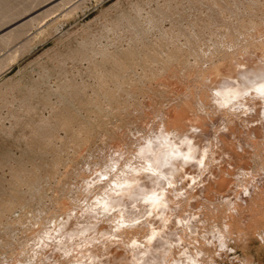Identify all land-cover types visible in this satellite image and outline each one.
<instances>
[{
    "label": "bare ground",
    "instance_id": "obj_1",
    "mask_svg": "<svg viewBox=\"0 0 264 264\" xmlns=\"http://www.w3.org/2000/svg\"><path fill=\"white\" fill-rule=\"evenodd\" d=\"M252 1L253 2H249L248 4L243 6H241V4L239 5L238 3L236 4L237 1H234L235 2L234 3L231 2V0H219V1L214 0L213 4L210 3V0L188 1L189 2L188 7L190 6V4L196 5L198 3H203V4L210 3L212 5L213 10H211L209 15H206V18L208 19H206L207 20L206 22L204 21L205 24L204 27L206 26L209 29V27L214 26L215 28H217L219 27L220 21H222L223 24H221L220 25L221 27L218 28L220 31L213 30L208 33L211 36L209 38H212V40L213 39L214 40L213 41L210 40V42L208 43L209 41L208 38L207 46H205V48L203 47V45H205L204 44L205 40L203 42H200V40L202 39L201 38L202 36H199L200 32H196L194 28H193L194 31H191L189 29L190 31L186 32V34L189 33L186 36L188 38L185 37L186 38L185 40L188 43V48L185 50V52H183L184 51L183 50L182 53H181V47L183 46L184 41L180 47V44L178 43H181L179 41L181 40V38H179V36L183 37L185 33L182 32L183 33L182 34L176 32L177 34H174L176 38H174L173 34L170 33L172 35L171 40L169 38L170 36L167 37V39L169 38V41H171L172 43L173 48L171 52H169L168 54L166 53L167 55H165L163 58L161 57L162 59L160 58L162 62L161 64L152 65L154 62H158L157 58H159L158 56L160 55V52L157 51V53H154L157 55L156 56L154 55L155 57L152 56V58H154L153 60H151L153 62L151 64L152 67L149 64L150 67L147 66L149 67L148 69L144 68L145 69L144 78L146 82L155 83L152 89L153 90L154 88L157 89L155 90L157 97L159 98L162 97L163 100L166 99L167 101L170 100V102L172 101L171 102L172 104L168 107H164L162 110L157 109L159 111L158 113L160 114V117L157 121L154 120V118H151L150 116L149 117L151 118V121L147 120L146 117H148L147 115L149 114H146L145 115L146 117L141 119L142 120L141 124L143 125L146 124L143 123L145 121V120L143 121V119H146L148 121L147 125L142 126V128L144 127L143 130L147 128L148 129L147 132H143L145 135H143L142 138H140L141 132L139 133V131H137L138 136H140L138 139H141L140 142H138L140 143L139 145H136L137 142L135 144L132 138L134 137L136 140L135 136L137 135V132L134 130V133H132V135L135 134V136L131 135L132 137L130 138H132V141L134 143L130 140L132 142V143L130 142V144H135L138 147L137 154L140 159V162H138L139 164H137V161L139 160H137L136 163H133L135 160H133V162H130L132 158H130L129 160L127 159L128 161L126 164V158L131 156L130 153H126V155L129 154V156L127 155L128 157L124 159L125 160L124 163L126 164L127 167L125 166L126 168L124 169L121 168L122 170L119 175H118L119 173L118 171L117 176H114L111 170V174L114 176L112 177V179H110L111 175L109 176L110 178L107 177V175H109L108 172L110 169L119 166L117 156L116 158L112 159V162L110 163L108 162L109 164L107 163V161L105 162L104 160L101 162L106 164L105 168L109 169L108 171H106L107 169L102 170L100 169L101 166L99 167V165H96V167H98L99 170L97 175H95L94 180L89 179L88 176L89 172H87V176H88L87 178L82 176L83 173L80 174L83 177L81 178L79 176L81 178V183L79 182V177H77L78 183L81 184L82 186H80L81 190L79 189L80 190L79 192L81 193L77 195L71 193L72 194L71 199L75 201L73 205L82 202V200L84 199V194L85 196L87 195L88 197L91 196V200L93 204L91 206L92 209L89 208V210L91 209L90 211L91 213H85V215H79L80 217L84 218V220H80V218L77 215L74 216L73 214L75 210L74 208H78V204L77 206L74 205L76 207L73 208L71 206L72 203L69 206V203L66 201L71 202L72 200L70 201L69 198H66L68 194L66 197L65 195L60 197V195H62L63 193L60 194V191L58 190L59 198H57L56 196L57 199L55 200L61 201L58 203V210L60 211L58 213L54 212L55 216L53 217L52 215V218H50L51 216L48 215L49 213L52 212L46 213L49 216L47 218L46 215V218L47 220L48 219L50 220L49 223L51 224L50 230L46 231L47 233H45V235H43L42 237H39L40 230L42 229L44 230L45 226L44 223H38V226L40 227L39 224H41V226L43 225V228L38 229L39 227L37 226L38 228L36 229V231L39 232V234L37 233V236L39 235L38 236L39 238L37 239L36 238L37 236L35 235L36 231L34 230L35 232H30L28 227V231L31 234V237L33 233L36 239L32 237L33 239L31 240L33 242L29 239V241L31 242L29 243L32 244L30 245L31 247L29 245H26V247L28 246L31 250V251H27L29 253L28 256L26 255L27 258L25 259L22 258V260H16L14 264H39V263L40 264H218L216 258L220 257L221 259H224V257H226L225 249L227 248V246L230 245V244L228 245V241L230 237L234 236L235 240L238 241V243L240 242V244H243V246H245L244 244H246L247 241H250L248 235L249 233L252 234L253 228L257 226L259 223L264 225V221L263 220L261 221V219H264V15L261 17L257 14L259 16L258 18L257 17L252 18L249 17L250 15L248 16L246 14V13L253 14L252 12L255 13L256 11H258L259 13V10L261 14L262 12L264 13V0H252ZM197 6H200V4H198ZM176 12L177 10L174 9V11L173 10L169 11V13L164 14V12H162L163 15L161 13L160 14L158 13L161 17H158V15L157 17L159 19L162 20L165 19V21H167L166 19L173 20L175 18H179L182 16ZM214 12H216V15L218 14L219 16V17L217 16L218 18H221L220 21L216 20V18L215 19L213 18L215 17L212 16V13ZM231 15L236 16L235 19L237 20H234L236 22H228L229 21L228 18ZM148 16H150V14L147 15V17ZM152 16L153 15H151L150 18ZM155 16L156 14L154 15V17ZM147 17L145 16V18ZM154 17H152V22L150 18H149L150 22L146 20V22H149L148 24L152 25L151 27L156 26L155 24L156 22L159 23V19L157 20V17H155L156 19ZM161 22L162 21H160V23ZM215 24L218 26L216 27ZM189 26L191 27V25ZM221 28L223 31L221 30ZM212 29L214 28L212 27ZM163 32L165 36L166 32L165 31ZM167 34L170 35L168 31ZM155 40L156 39H154V41ZM185 45L186 43L184 44V46ZM258 50H260L261 52L259 51L260 52L259 53ZM242 51H244V53L246 54L243 55ZM151 52L149 54L153 53ZM129 53H131V51ZM129 53L128 55H131ZM149 54H146L145 56L147 55L149 56ZM132 55H134V53ZM115 56L109 57L110 61L119 63L120 65L121 59L118 58V56L116 57ZM131 56L129 57L132 58ZM190 57H192L191 60L189 59ZM150 58H146V59L150 60ZM215 58L218 60L216 61V63L214 62V65H210V64L207 65L209 61L213 64L212 60L213 59L215 60ZM113 62H111V64ZM122 62L123 60L121 61V63ZM109 63L108 65L110 66ZM115 65L116 64H114V66ZM122 65L123 64H121V66ZM116 66L119 67L118 65ZM127 66L130 65L127 64ZM171 66L174 67L176 66V70L174 69L173 71L172 68L170 69ZM104 69L105 71H103V69L101 70L100 72L101 75L103 74V76L106 77L107 75L111 74L107 72L109 70H107L106 68ZM112 69H110V71H112ZM114 69L116 68L114 67ZM169 70L175 72L173 74L177 75L178 79L180 78L179 80L182 81L183 83L182 85L180 84L181 87H179L178 85L179 81L177 83L170 82L171 77L169 76H172L171 75L172 73ZM190 71H192L191 74ZM113 74L114 72L111 75ZM116 75L117 74H115V76ZM120 76L118 75V77ZM143 76L140 77L139 79L143 78ZM165 76L168 77L165 80L164 79L160 80L161 77H165ZM105 77H103V80ZM119 80L120 79H118V81ZM70 81L69 83H67L68 81H66L65 84L63 85L61 84V86L59 87L61 88L65 87L66 89H64V91L65 90L69 91L68 95L70 93L72 95V98L73 96L74 98L76 97L79 98L83 90L82 87L80 89V86L79 87L77 86L78 88L76 87V85L73 86L72 84L74 83L71 81L72 84L69 85L71 90L70 89L68 90L67 88L69 87L67 86L68 84H70ZM141 82L142 84L144 83V81ZM121 83L122 82H120V84ZM142 84L140 82L136 83L135 84L136 89L132 87L134 90L131 89L133 91H131L130 95L131 96L134 95V92L136 93L137 91V87ZM152 84H150V87ZM102 86L104 85L102 84ZM145 86L143 88H145ZM84 87L85 86H83V88ZM149 88L146 87L145 91H147V89ZM108 90H112V89H108ZM167 90H168L167 95L160 96L161 94H166L165 91ZM96 91H98V89H96ZM112 91L106 92L107 93L106 95L105 93H103L110 102H113V100H115L116 97L115 94L116 91L115 92ZM113 94H115V96ZM64 95L68 96L67 94ZM66 96H64L63 100H66L65 99ZM151 96L153 98V95ZM151 96L149 98H151ZM136 98L137 97H135V101ZM96 99H97L96 100L97 104L100 106V103H103V101H101V96H98L97 94ZM67 100L62 101L64 102L61 103V105L63 106L60 105L61 106L60 108L57 106L58 109L54 110L55 114L53 116V121H48V122L43 121L41 122L42 123L41 125L34 127V129L32 128L34 132L32 136V140L37 141L38 144L40 143L39 146H41L43 149L44 148L47 149V146L49 144L50 145L52 144V142L49 143V138L51 139V137L55 135L54 132H56V129H59L62 125L67 126L68 131L71 132L75 130V129L72 130L71 128H70L71 130H69L71 124L74 125L78 123L83 128L80 127L81 130L80 128H78L81 131V133L80 131L77 132H79L80 134H84L83 131H86V127L84 125L85 123L80 121L81 116L77 114L78 112L75 113L77 109L75 110L74 106L71 103L67 102ZM77 100L79 101V99ZM158 100L159 99L155 101ZM135 101L134 103H132L133 106L135 104H139V100L137 101L138 103H136ZM152 101L154 100L152 99ZM80 102H81L80 103L81 105L79 104L80 106L84 108L87 106L88 103L87 101L86 102L80 101ZM125 105L129 107L128 105L131 104H128L127 102V104ZM99 106L98 108H96V110L103 109L102 106H101L102 109L99 108ZM142 106L144 108V104ZM148 106L150 107V104ZM136 110L140 112L138 108ZM142 110L143 109H141V111ZM142 113L143 114H141V116L143 115L142 117H144V111ZM151 116L154 117L153 114ZM129 119L128 121H126V123L129 122ZM132 119L134 118L132 117ZM134 120H136V118ZM137 120H139L138 117ZM130 123H132V121ZM128 126H130V124ZM71 127L74 128L73 126ZM40 130L42 133H39ZM73 134L75 135L76 133ZM71 135L72 134L69 133V137H72ZM74 135L73 137L75 138L77 134L75 136ZM113 135L114 133L111 136ZM109 138L107 140H109ZM80 139L76 138L73 144L76 146L82 144L83 143L82 141H81L82 143L79 142ZM111 139L113 140L114 138H110V140ZM69 140H71V138H69ZM123 141L124 143L127 142L125 140ZM130 144H128L127 142L128 146H130ZM127 145H125V147ZM116 146L114 148H116ZM125 147L121 149L124 150ZM117 148H119V146ZM112 151H114V149ZM134 151L136 152V150ZM54 153H56V151H54ZM99 153L101 154L102 151L100 150ZM108 153H109V149L107 152L106 150L105 152L103 150V154H105L106 157H109ZM78 154H80V152ZM78 154L76 156L75 153V155L72 156L71 161L75 162L78 159L77 157L80 156L82 153L80 155ZM100 154L97 155L100 156ZM135 156L136 155H134V157ZM112 157H109V159ZM100 158L102 157L100 156L99 160H101ZM258 161L261 162V165L258 166L259 168L255 172L253 170V165L254 163L256 164V162L259 164ZM61 162L62 159L59 158L58 156H55L50 161V163L46 162L47 164L44 169L45 171L44 176H41V174L37 175V173H34L35 171L34 172L32 171L33 173H30L31 175L28 176L27 178H21L22 175L19 174L18 176L16 173V175L18 176V178L16 179H18L19 182L21 181V183H23V185L27 187V191L25 190L18 193L19 190L16 189V191L18 192H16L15 194L13 192L6 193L3 192V190H0V219L1 217H3L6 211L12 210L13 207L16 208L15 206L17 204L19 205V203L22 200L27 198V193L33 195L35 194L34 197L31 198L33 199L36 198L39 187L40 186L43 187L44 183L46 185V183L51 181L50 179H52L53 176L55 177L54 173L56 172ZM95 163L98 164V161H95ZM0 164L3 165L2 162ZM75 164H77V162H75ZM125 164H122V166L124 167ZM94 165H92L93 166L92 168H94ZM77 167H79V165H77ZM77 167L75 168L77 169ZM235 169H237V171L239 170L238 173ZM91 170L92 169H90V171ZM65 171H67V169ZM94 171L96 172V170ZM114 171L117 172L115 168ZM95 172H91V173H95ZM69 174H71V172H69ZM69 176L71 177V175ZM68 182L70 183V181ZM76 182L77 181H75L74 183ZM57 185H55L56 188ZM71 188L68 190L72 191ZM65 191L68 192L67 189ZM74 192L77 193V190L74 189ZM42 193L44 192L40 191L39 195ZM53 196H55V194ZM37 197L39 198L40 196ZM89 201L90 200H88V202ZM57 202L58 201L54 203L57 204ZM88 202H86V204L85 203L79 204L82 206V210H83V206L86 205L87 207H89V205H91V203L89 204ZM59 207L61 208L59 209ZM80 208H78V210H81ZM43 209L44 208H42V210ZM42 210H38V211L40 212ZM83 211H81V213ZM76 213L79 212L77 211ZM39 215L38 217L40 218L43 216V215L41 216ZM44 218L43 220H46ZM31 219H33V221H31ZM31 219H29V221L32 224L31 227H33L35 224H37L38 218L33 214L31 216ZM218 220L222 221L221 225L217 223ZM20 221L23 222V220ZM0 222L2 223L1 220ZM47 223L46 225H50ZM5 225L0 226L2 230L5 228ZM260 232L261 233H258V235L260 234L261 240L258 241L264 242V227ZM140 235L141 238L139 237ZM54 236L57 239L56 246L58 244V246L60 245L59 247L53 246L56 240L55 238H53ZM247 236L249 240L245 239L247 238ZM51 237L53 238V241L50 240ZM78 238L80 240H83V242L86 240L87 242L86 241L85 242L87 244L89 243L90 247L86 246L85 248L84 245L87 244L84 243V245H82L83 242H80ZM104 238H105L104 241L105 244H103L104 242L103 243L100 242V244L103 245L99 246L95 244L98 247H94V240L99 241L100 239L103 240ZM48 240L50 241V243ZM51 242L54 243L52 246H51ZM26 243L29 244L28 241ZM51 247H54V249L57 248L56 250L62 248L61 249L62 251L53 250L58 253L57 259H55L57 257V253H55L56 257L54 256V253L52 254L55 257L54 259H50V260L48 259L49 257L47 256L48 253H51L50 251L51 249L48 251L46 249ZM24 249L25 248H23V250ZM59 252H61V255L59 254ZM70 252H71V254L69 255L70 258H68V254ZM229 260H231L233 264H247V263L249 264L251 261L249 257H245L244 259H240V258L238 259L237 257H235ZM2 262L4 263V261ZM8 263L9 262L7 261L6 264Z\"/></svg>",
    "mask_w": 264,
    "mask_h": 264
},
{
    "label": "rangeland",
    "instance_id": "obj_2",
    "mask_svg": "<svg viewBox=\"0 0 264 264\" xmlns=\"http://www.w3.org/2000/svg\"><path fill=\"white\" fill-rule=\"evenodd\" d=\"M165 1H166V3H165ZM186 1H184V0H0V163L1 162L3 163V165L0 164V188H1L0 190H3V192H6V193L7 192L12 193L13 192L15 194H16V192H18V191H16V189L19 190L18 193L25 191V190L27 191V187L25 185H23V183H21V181L19 182V180L16 179V178H18L19 174L22 175L21 178H27L28 176L31 175L30 173H33L35 171L34 173H37V175L41 174V176H44V174H45L44 169H45V166L48 162L50 163V161L55 156H58L59 158L62 159V162L60 163L61 165L59 164V166H58L59 169L57 168L56 172L54 173L55 177L53 176L52 179H50L51 181L52 180L53 181L52 182L50 181L51 183L50 182L46 183V185L44 183L43 184L44 186L42 185L43 187H41V186L39 187V189L37 191L38 193L36 192L37 196H40L41 198L40 197L38 198L36 196V198L33 199L31 197H34L35 194L33 195V194L27 193V198H25L24 200H22L19 203V205L21 204L20 206L17 204L15 206L16 208L13 207L12 210L6 211L3 215V217H1L0 220L2 221V223L0 222V226H3L5 224L6 225L4 228L5 230L4 229L2 230V228L0 227L1 228L0 229V264H6L7 261L9 262L8 264H11V263L14 264V262L16 260H22V258H24V259L27 258L28 254H29L27 251H31V250L28 246L26 247V245H29V246L32 245V244H30L31 242L29 241V239L31 240V239H33L32 237L35 238V235L37 236V233L39 234V232L36 231V229L39 227L38 223H44V226H45V228L43 230L42 229L43 225L41 226V224H39L40 227L38 229H42V230H40V236L39 235L38 236L42 237L43 235H45V233H47L46 231H49L51 228V224L49 223L50 220L49 219L47 220V218L49 216H51L50 218H52V215L54 217L55 216L54 212L58 213L60 211V210H58V203L61 201L55 200V199L59 198V191H60V194L63 193L62 195H60V197L64 196V195L66 197L68 194V196L66 198H69L70 201L72 200L71 199V196H72L71 193H73L74 195L81 193L79 191L81 190L80 186H82V185L78 183L77 177L80 176L81 178H83V177L87 178L89 176V179L94 180L95 175H97L98 170H99V168L96 167V165H99V167L101 166L100 169L106 170L107 169V168H105L106 164L101 163V162L104 160L105 162L107 161V163L108 162L110 163V162H112V159L116 158V156L118 158L119 166L114 167V168H115V170H117V172L114 171V168L110 169V170L109 169L106 170V171L109 170V172H108L109 175H107V177H109L111 175L110 176L111 178L109 177L110 179H112V177H114V176H117L118 171H119V173H118V175H119L121 170L127 167L126 166L127 161L130 158H132L130 160V162H133V160H135L133 163H136V161L139 160V161H137V164H139L138 162H140V159H139V156L137 154V148L138 147L136 145L140 144L138 142H140L141 139H138L140 136H138L137 131H139V133L141 132L140 138H142L143 135H145L143 132H147V129H148V128L144 129L145 130L144 131L143 130L144 127L142 128V126L147 125V122H148L147 120L151 121V118H154V120L157 121L160 117V114L158 113L159 111L157 109L162 110L164 107H168L172 104L171 103L172 101L170 102V100L167 101L166 99H164V100H166V101H164L162 99V97L161 98L157 97V94L155 92V90H157V89H155V88H154V90L152 89V87H154L155 83L154 82H151V83L146 82V80L144 78L145 77V74H144L145 69H148L150 67V65L153 63L151 61L154 59V58H152V56H154V55L156 56L157 54H154V53H157V51L160 52V55L158 53V55H159L158 56L159 58H157L158 62H154L152 65L161 64L162 62H161L160 58L161 57L163 58L165 55H167L169 52H171V50L173 48L171 41H169V38L171 40V37H172L171 34H173V37L176 38V36L174 34L182 33V32L185 33L184 34L185 36L184 35H183V37L179 36V38H181L182 41L179 40L181 43H178L179 41L177 43L180 44V47H181V44H183V41H184V44L186 43L185 46L183 44L184 47L183 46L181 47V53L183 50H184L183 52H185V50L188 48V43L185 39L188 38L186 36H187V34H189V33L186 34V32H188L190 30L191 31L195 30L196 32H200L199 36H202L201 37L202 39L200 40V42H203L205 40V42H204L205 45H203V47L205 48V46H207V41L209 40L208 41V43H209L210 40H212V38H209L211 36L208 33L213 31V30L220 31L218 28H220L221 27L220 25L223 24L222 21H220L221 18H218L219 17L218 14L216 15V12H214V13H212V16H215L213 18L214 19L216 18V20L220 21L219 27H217L218 25H216V24H215V26L217 28H215L214 26L209 27V29L206 26L204 27V25H205L204 21L206 22L207 21L206 19H208V18H206V15H209L211 10H213L212 5L210 3L213 4L214 0H212V1L210 0L209 4L198 3V4H200V6H197L198 4H196V5L193 4L194 6L190 4L189 7H188V5H189L188 1L189 0L187 2ZM217 1H219V0H217ZM234 1H237L236 4L237 3L239 5L241 4V6L246 5L249 2H253L252 0H231V2H234ZM178 4H179L180 8L178 7ZM166 6L167 7L169 6L168 9ZM192 6H193V8H192ZM174 9L177 10L176 13H178L182 16L179 18H175L176 20L175 19H173V20L172 19H166L167 21H165V19L162 20V19L158 18V17H161L159 15L160 13L161 14H162V12H164V14L169 13V11H172V10L174 11ZM166 10H168V11H166ZM252 13L253 14H250V13H246V14L248 16L250 15L249 17H252V18H256V17L258 18L259 16L262 17L264 15L263 12L261 14L260 10H259L260 14L258 13V11H256L255 13L254 12H252ZM149 14H150V16L153 15L152 17H154L155 14H156L155 17H157V15H158L157 20L159 19V23H160V21H162V22L160 24L158 22H156L155 23L156 26H153L154 28L151 27L152 25L148 24L150 22V19L152 22V17L151 18H150V16L147 17V15H149ZM255 15H257V16H255ZM145 16L147 18H145ZM231 16H229L228 22H236V21H234V20H237V19H235L236 16H232V17ZM135 18H136V20H135ZM146 20L149 22H146ZM157 23H158V26H157ZM196 24H198V25H196ZM189 25H191V27ZM172 26H175V27H172ZM201 26L203 29L201 28ZM156 27H157V29H156ZM212 27L214 29H212ZM193 28H194V30H193ZM205 29H207V30H205ZM221 30H222V28H221ZM163 31L166 32L165 36L163 34L164 33ZM167 31L169 32V34L170 33L171 34L168 35ZM165 37H166V39H165ZM167 37H169V38L167 39ZM160 38H162V39H160ZM154 39H156V40L154 41ZM154 42H155V44H154ZM165 44H167V45H165ZM145 45H146V47H145ZM162 45H164V46H162ZM161 48H163V49H161ZM146 49H148V50H146ZM144 50L148 53H146ZM149 50H150V52L151 51L153 52V53L151 52L153 55L149 54L150 53ZM128 51L129 52L131 51V53H129ZM259 51L260 50H258V52ZM242 52H243L242 53L243 55L246 54V53H244V51H242ZM128 53L131 55L134 53V55L131 56V55H128ZM146 54H149V56L148 55L145 56ZM115 55L118 56V58H120L121 61L123 60L122 63L120 61V65H119V63H115L113 61H110L109 57H112V56L114 57ZM129 56H131L132 58H130ZM150 56H151V58H150ZM140 57L142 60L140 59ZM145 57L150 58V60L146 59ZM191 58L192 57H190L189 59L191 60ZM135 59L138 61H136ZM148 60L151 62H149ZM217 60L218 59L215 58V60L214 59L212 60L213 64L209 61L207 63V65H209V64L214 65V62L216 63ZM107 62L110 64V66L111 65L112 66L110 67ZM111 62H113V63L111 64ZM131 63L133 64V66ZM114 64L118 65L119 67H117L116 65L114 66ZM121 64H123L122 65L123 67L121 66ZM125 64H126V66H125ZM127 64L130 65L131 67L127 66ZM143 64L146 66H144ZM152 65H151V67H152ZM103 66H105V67H103ZM147 66H149V67H147ZM114 67L116 69H114ZM128 67L130 68V70ZM104 68L109 70L107 72H109L111 74L114 72V74L111 75L108 73L109 75H107L106 77L103 76V74L101 75L100 72L102 69H103V71H105ZM171 68L173 71H174V69L176 70V66L175 67L171 66L170 69ZM110 69H112V71H110ZM127 69L129 72L127 71ZM130 71H131V73L132 72L133 73L131 74ZM169 71H167V72H169ZM173 71H170L172 73L171 74L172 76H169V77H171L170 79L172 80V81L170 80V82L171 83H173V82L177 83L179 81L178 85H179V87H181V85L183 83H182V81L179 80L180 78L178 79L177 75L173 74V73H175ZM117 72L120 74H118ZM136 73H137V75H136ZM191 73H192V71H190V74ZM115 74H117V75L115 76ZM118 75L119 76L121 75V76L118 77ZM142 76H143V78L139 79ZM103 77H105L104 80H103ZM167 77L166 76L161 77L162 79L160 78V80H163V79L165 80ZM118 79H120L119 81L122 82L121 83L122 85L120 84ZM173 79H176V80H173ZM70 80L74 84H72V82ZM101 80L104 82H102ZM136 80H138L141 84H142L141 81H144V83L146 82L147 84L145 83V85H146L145 86L143 83L142 85L138 86L136 93L134 92V95L131 96L130 93H131V91L134 90L132 87L135 88V84L139 83ZM66 81H68L67 83H69V81H70V84H68L67 87H69V85H71V84L73 86L76 85V87L80 86V89L82 87L84 92L82 90L81 96H79V98L78 97L74 98V96L72 98V95L70 93L68 95L69 91H67V90L64 91V89H66L64 86H62L64 88L59 87V86H61V84L62 85L65 84ZM102 84L104 86H102ZM129 84H131V85H129ZM150 84H152L153 86L151 85V87H150ZM83 86H85V87L83 88ZM144 86H145V88H143ZM146 87L147 88L150 87V88L147 89V91H145ZM60 88H61V90H60ZM139 88L143 91H141ZM67 89L71 90L70 87ZM96 89H98V91H96ZM108 89H112L114 91L108 90ZM117 89H118V91H117ZM131 89H133V90H131ZM151 89H152V92L153 91L155 92V93L154 92L153 93L156 96L151 92ZM85 90H87V91H85ZM101 90H103V91H101ZM107 90L109 92L110 91H112V92L116 91L115 92L116 97H115V100H113V102H110L107 99V97L105 96L107 94L106 92H108ZM138 90H139V92H138ZM144 91L147 93V95ZM143 92L145 95L143 94ZM165 92H166V94H161L160 96H164V95L168 94V90ZM103 93H105V95ZM64 94H67L69 97L64 95ZM97 94H98V96H101V101H103V103H100V106L97 104V101H96L97 100L96 99ZM115 94H113V95L115 96ZM63 95L68 97L69 99H71V100H69L68 98L65 97L66 100L68 99L67 102L71 103L74 106L75 110L77 109L75 111V113L78 112L77 114H79L81 116L80 121L85 123L84 125L86 127V131H83L84 134H80L81 133L80 130L83 127H81L80 124H78V123L74 124V125L71 124V126H73L74 128H72L70 126L69 130L75 129L74 131H71V132L68 131L67 126H65V125L61 126L60 125L61 127L59 129H56V132H54L55 135L53 134L54 136H52V137H55V136L56 137L55 138L51 137V139L49 138V143L52 142V144L51 145L49 144L48 146H50V147L47 146V149L44 148L45 149V151H44V149L41 146H39L40 143L38 144L37 141L32 140V136L34 133L33 129H34V127H37L38 125H41L42 124L41 122H43V121H45V122L46 121L47 122L53 121V116L55 114L54 110L58 109V107L60 108L61 106H63V105H61V103H64L62 101H66V100H63L64 99ZM151 95H153V98ZM134 96L137 97L136 101H135ZM150 96H151V98H149ZM45 99H47V100H45ZM77 99H79V101ZM127 99L129 101L130 100L131 101L129 102ZM152 99L154 101H152ZM157 99H159V100L155 101ZM91 100L93 101V103L95 105L92 103ZM138 100H139V104H135L133 106L132 103H134V101L136 103H138L137 102ZM46 101H47V103H46ZM80 101H82V102L87 101L89 104L87 103V106L84 108V107L80 106L81 105ZM127 102H128V104H131V105H128L129 107H127L125 105V104H127ZM151 102H153L154 104ZM143 104H144V108L142 106ZM149 104H150V107L148 106ZM98 106L101 109L103 107V109L102 110H96V108H98ZM123 106H124V108H123ZM136 107L138 108V110H140V112L136 110L137 109ZM146 107H147V109H146ZM160 107H162V108H160ZM117 108H118V110H117ZM128 108H130V109H128ZM141 109H143V110L141 111ZM114 110H116V111H114ZM134 110H136V111H134ZM99 111H100V114H99ZM129 111L131 114L129 113ZM143 111H144V117H142L143 115L141 116V114H143L142 113ZM95 112H98V113H95ZM146 114H149L147 116L148 117L150 116L151 118L146 117L145 116ZM152 114L154 117L151 116ZM132 117L134 119L136 118V120L132 119ZM137 117L139 120H137ZM145 117L147 120L143 119V121L145 120L143 123H146L143 125V124H141L142 123L141 119L145 118ZM129 118L131 119L132 123H130L131 121ZM128 119H129V122H127V123H129L130 126H128L129 124L126 123V121H128ZM133 121L136 122V125H135V122H133ZM124 124H126V125H124ZM139 126H140V129H139ZM129 127H130L131 132L129 130ZM62 128H63V130H62ZM78 128H80V130ZM102 128H103V130H102ZM65 129H67V130H65ZM76 129H78V130H76ZM134 130L137 132L136 136H135V134L132 135V133H134ZM77 131H80V133ZM72 132L76 133L77 135L75 134L76 135L75 136ZM39 133H42L41 130L39 131ZM69 133L72 134L71 135L72 137H69ZM85 133L87 136L85 135ZM113 133H114V135L111 136ZM115 133H116V135H115ZM79 134L81 135V137L84 140L80 137ZM89 134H90V136H89ZM73 135L75 136V138L73 137ZM124 135H126V136H124ZM131 135L135 136L136 140ZM108 136L109 137L111 136L110 138H114V139L110 140V138ZM127 136H129V137H127ZM130 137L133 138V141L135 142V144L137 142L136 145L130 144V142L132 141V138H130ZM69 138H71V140H69ZM72 138H74V139H72ZM76 138H79V139L81 138L79 142L80 143L83 142L82 143L83 146H82V144H79L78 146L73 144ZM108 138H109V140H107ZM123 140L127 141L128 144H130V146L127 145V142H125L126 143L125 144ZM69 141H71V142H69ZM84 143H86V144H84ZM123 143H124V146H123ZM116 145L119 146L120 150H119V148H117L118 146H116ZM125 145H127L126 147L128 149L131 147L129 149V152H128V149L125 147ZM131 145H134V146H131ZM115 146L117 149L114 148ZM121 146L125 147V149L122 150L121 148H123V147H121ZM112 148L114 149V151H112L113 150ZM51 149H53V150H51ZM76 149L79 151H77ZM96 149H98V150H96ZM108 149H109V153H108L109 155L108 156L109 157L113 156L110 159H109V157H106L105 154H103V150H104V152H105V150L107 152ZM115 149L118 151H116ZM126 149H127V151H126ZM100 150L102 151L101 154L99 153ZM134 150H136V152ZM54 151H56V153H54ZM124 151H125V153H124ZM79 152H80V154L81 153L82 154L81 155L78 154ZM114 152L115 153L118 152V153L115 154ZM75 153H76V156H77V154L80 155L77 157L79 160L76 158L77 160L75 162H77V164H75L74 161H71L72 156H74ZM94 153L96 154V156ZM126 153H130L131 156L128 157L129 154H127L128 155L127 156ZM97 154H100V156L102 157V158H100L101 160H99L100 156H98ZM111 154H113V155H111ZM104 155L107 159L104 157ZM134 155H136V156L134 157ZM126 157H128V158H126ZM125 158H126V164L124 163ZM94 160L98 161V164H96ZM121 160H122V162H121ZM79 161H80V163H79ZM89 161H92V162H89ZM71 162H73L74 164ZM64 164H66V165H64ZM87 164H88V167H87ZM122 164H125L124 167L122 166ZM77 165H79V167H77ZM92 165H94V168H92L93 167ZM260 165H261V162H259V164L257 162H256V164L254 163L253 170L256 172L257 169L259 168L258 166H260ZM35 166H37L38 168ZM20 167H21V169H20ZM68 167H70V168H68ZM75 167H77V169ZM81 168H83V169H81ZM89 168L92 170L90 171ZM95 168H98V169H95ZM66 169H67V171H65ZM75 170L77 172L78 171L79 172L77 173ZM80 170H82V171H80ZM94 170H96V172ZM111 170H112V174H114V176L111 174ZM235 170L237 171V169H235ZM20 171H22L23 173ZM236 171H234V172H236ZM238 171H237V173H238ZM69 172H71V174H69ZM87 172H89L88 176H87ZM91 172H95V173H91ZM16 173L18 176L16 175ZM115 173H116V175H115ZM80 174H82L83 177ZM89 174L90 175L93 174V175H91L93 178ZM69 175H71V177ZM74 177H75V179H74ZM80 177H79V182L81 183ZM66 178L68 181H70V183L66 180ZM76 178H77V180H76ZM113 179H115V178H113ZM74 180L77 182L74 183L75 182ZM57 184H59V185H57ZM67 184L69 187L67 186ZM75 184L77 187L75 186ZM55 185H57V188ZM49 186L50 187L52 186V187L50 188ZM66 187H68V188H66ZM64 188H66L68 192H66L65 191L66 189H64ZM70 188L72 189V191L68 190ZM41 189L44 191H42ZM62 189H64V190H62ZM74 189L77 190V193L74 192ZM39 190L41 192H44V193L39 195V193H40ZM53 193L55 194V196H53L54 195ZM28 196H29V198H28ZM56 196H57V198H56ZM86 196L84 194V199L82 200V202L77 203L78 208H80V206H81L79 204H81V203L86 204V202H88V200H90L88 203L89 204L91 203V205L88 204L89 207H87L86 205L83 206L84 211L82 210V206L80 208L81 210H78V208H74L75 210H74L73 214H74V216L77 215L80 218V220H84V218L80 217L79 215H85V213H91L90 212L92 209L91 206L93 205L92 200H91V196H89V197L87 196V199H86ZM40 199H41V201H40ZM52 199H54V200H52ZM56 201H58L57 204L54 203ZM84 201H86V202H84ZM66 202L69 203V206L72 203V205H71L72 208L77 206V204H74L76 206L73 205V203L75 202L73 200L71 202H69V201H66ZM60 204H62V203H60ZM86 207H87V209H86ZM42 208H44V209L42 210ZM53 208H55V209H53ZM56 208H57V210H56ZM60 208L61 207H59V209ZM89 208H91V209L89 210ZM94 208H97V207H94ZM94 208H93V210H94ZM52 209L55 211H53ZM38 210H42V211L39 212ZM50 210H52V211H50ZM77 211L79 213H76ZM81 211H83V212L81 213ZM85 211H87V212H85ZM49 212H52L53 214L49 213ZM36 213H37V215H36ZM46 213H49L48 214L49 216ZM33 214L38 218V222L36 221L37 222V224H35L36 226L33 224L34 226L31 227L32 224L29 221V219H31V216ZM38 215L39 216L43 215L42 217L43 218L45 217L44 219H46V220H43L42 217H41L42 218L41 219L40 217H38ZM46 215H47V218H46ZM18 218L20 220H23V222L24 221L25 222L24 223L21 222ZM26 218H28V219H26ZM262 220L264 221V219H261V221ZM31 221H33V219H31ZM28 223H30V224H28ZM46 223L50 224V225H46ZM217 223H219V225H221L222 221L218 220ZM108 225H109V223H108ZM7 226H9V227H7ZM28 227H29L30 232L36 231L35 235L32 233V237L28 231ZM263 227H264V225L259 223L257 226L254 227L255 229L253 228L254 231L252 230V234L249 233V235H248L250 238V241H247V243L244 244L245 246H243V244H240V242L238 243V241L235 240L234 236L230 237L229 241H228V245L229 244L230 245L227 246V248L225 249L226 250L225 251L226 257L223 256L224 259H221L220 257H218L220 260L218 258H216L218 264H220V263L221 264H233L232 261L229 259L235 258V257H237L238 259L239 258L244 259L245 257H249L251 259L249 264H259V263L264 264V244H263L264 242L258 241V240H261L260 234L258 235V233H261L260 231L262 230ZM43 231H45V232H43ZM38 236L36 237L37 239L39 238ZM248 236H247V238H245L246 240H249ZM139 237L141 238V235ZM258 237H260V238H258ZM53 238H55V236ZM53 238L51 237L50 240L53 241ZM98 239H96V240H98ZM101 239L99 241L94 240V247H98L96 245L100 246V245L105 244V242H104L105 238L103 240H101ZM26 240L28 241V243L29 242L30 243L27 244ZM85 241L83 242V240H80V242H83L82 245H84V243L87 242V241L86 242ZM100 242H102V243L104 242V243L100 244ZM49 243H50V241H49ZM56 243H57V239L55 240V244L51 242V246L54 244L53 246L57 247L58 244L56 246ZM261 244H263V245H261ZM86 246L90 247V244L88 243L87 245H84L85 248H86ZM91 246H93V245H91ZM54 247L46 249L47 251L51 249L50 250L51 253H48V256H47V257H49L48 258L49 260L54 259L56 257L55 256V253H57L56 251H58V250L62 251L61 250L62 248L56 250L57 248L54 249ZM23 248H25V249L23 250ZM85 248H83V249H85ZM53 250H56V251H53ZM71 252L68 254V258H70L69 255L71 254ZM53 253H54L55 257L52 255ZM59 254L61 255V252H59ZM18 255H19V257H18ZM176 255H177V253H176ZM174 256H175V253H174ZM57 258H58V253H57V257L55 259H57ZM60 259H62V258H60ZM2 261H4V263Z\"/></svg>",
    "mask_w": 264,
    "mask_h": 264
}]
</instances>
